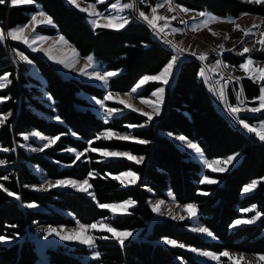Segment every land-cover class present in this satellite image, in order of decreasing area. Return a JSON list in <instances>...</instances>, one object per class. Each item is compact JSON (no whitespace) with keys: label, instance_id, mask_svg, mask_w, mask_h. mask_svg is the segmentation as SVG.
<instances>
[{"label":"trees","instance_id":"1","mask_svg":"<svg viewBox=\"0 0 264 264\" xmlns=\"http://www.w3.org/2000/svg\"><path fill=\"white\" fill-rule=\"evenodd\" d=\"M96 4L97 0H81ZM155 0H152L154 4ZM193 12H205L218 18H237L254 14L264 18V5H255L241 0H174ZM40 10L50 16L54 27H38L36 31L45 36L61 35L81 57L92 56L104 71H122L109 81V90L128 93L145 75H156L171 59L173 53L166 50L151 35L148 28L131 21L117 30L96 29L86 22L85 15L64 0H34L32 5L10 7L0 5V27L15 28L28 23L30 16ZM109 4H99L104 10ZM38 72L44 78V91L51 97L52 109H45L32 99L30 89L34 80L14 81V69L0 46V76L9 74L10 89L1 95H10L5 105L12 112L11 119L0 127V143L11 147V142H19V136L36 130L47 137L60 136L43 157H26L20 150L18 156L41 168L46 179L88 178L89 171L96 175L89 178L96 200L66 191L52 190L44 195L33 194L28 187L39 183L24 162L15 168L0 169V179L5 188L20 195L21 200L9 198L0 191V236H19L9 246L0 243V264H41L34 252V246L26 239V232H33L36 225L41 227H72L76 221L90 225L110 217L109 212L98 207L99 203L113 204L126 200L134 201V207L127 215L109 218V223L119 231L140 230L137 240L129 241L121 247L114 240L98 242L100 258L82 260L83 249L63 247L45 248L42 264H203L194 259L188 251L168 248L160 244L164 238L174 239L189 247L219 254L223 251L243 253L246 257L264 255V143L243 132L233 129L215 109L202 77L197 73L201 65L195 60L183 61L171 85L165 89L160 115L155 122L139 114L126 111L119 117L105 123L90 109L80 93L101 99L104 90L73 78H62L55 68L42 58L31 56ZM264 61V54L257 55ZM223 61L237 68L245 56L224 54ZM243 94L250 106H257L260 84L248 78L240 80ZM158 84L148 83L140 96L147 97ZM237 87V85H236ZM34 88V87H30ZM234 104L233 95L229 92ZM19 98V106L15 101ZM30 105L49 114L54 122L36 115ZM264 118V113L261 115ZM136 128L132 136L137 140H147V144L136 142H104L97 140L100 132L111 130L127 132V125L145 124ZM184 136L197 142L207 159L226 158L241 152L242 159L225 174H208L221 181L220 185L200 184L202 167L180 151L172 140L163 134ZM92 142L91 145L89 142ZM117 150L143 157L142 164L125 160L99 161V157L83 155V162L74 155L62 153L68 148L84 152L86 148ZM13 162V156L10 155ZM87 159V160H86ZM75 160V163L73 161ZM70 166L60 168L57 164ZM125 171L138 176L134 186L124 188L112 179ZM107 174V175H106ZM259 181L254 193L242 195V190L252 181ZM27 186V187H26ZM207 192L208 195H200ZM171 193L181 205L195 203L197 219L213 232V241L201 238L182 229L181 225L169 221H155L149 206L151 199H166ZM34 203L42 210H29L23 214L21 204ZM255 206L262 213L257 224L230 230V225L240 218L242 210ZM231 264V263H225Z\"/></svg>","mask_w":264,"mask_h":264},{"label":"rangeland","instance_id":"2","mask_svg":"<svg viewBox=\"0 0 264 264\" xmlns=\"http://www.w3.org/2000/svg\"><path fill=\"white\" fill-rule=\"evenodd\" d=\"M241 1L246 2V0H241ZM65 2L68 4L67 1H65ZM114 2H116V0H105V2L102 3V4H109L110 5V4L114 3ZM125 3H131V4H134L135 6L133 8L123 9L122 11H113V10H111L109 8V5H108L104 10L100 11L97 8V5H99L101 3H96V4H92V5H95V10L96 11L103 12V13H105V15L111 13L112 15H117V16H121V17H127V18H129V21L131 22V21H136L137 17H139V16H137V14H139L138 11H144L146 13H150V9H151L152 6H155L157 3H162V4H164V7L160 8L158 10L157 14L158 15H163V16H166V17L169 18V20H170V28L174 27V28L179 29V31H177L175 33H172L170 31V29H166L165 32L167 33V36H168L169 39H171L174 43L180 44L181 47L185 48L186 51H185V54L183 56L184 60L185 59L194 58V57L189 56L187 54L188 51H193L194 50L197 53H199L201 51H204V52L208 53V60L204 62V64L206 66H208V67H211L212 65H214L215 61L217 59H220L222 64H226L223 61V59H222V56L224 54H232L233 56L239 57L240 55H237V52L238 51H242L243 47H248V48L252 49V51L250 53H247V54L244 55L245 59H247L250 56L251 59L254 62L253 65H252L253 67L264 68V61H260V60H257L255 58L257 55L264 54V51H259L258 50V49L261 48V45L256 42V41H258L260 39V35L259 34L261 32H264V23H261V21L264 20L263 17H260L258 15H254V14H247V15L244 14V15H241V16H239L237 18H232L233 20H235V25L232 24V23L215 22V23H210L207 28H203V29L198 30V31H192L190 29L189 25H191L194 22L193 21V17H195V22L196 23H199L200 20H202V19H208V17L207 16L203 17V18L197 17L196 16V12H192V11H190L186 15L179 12L181 14V17H180L174 11L171 12V13L167 11L168 5L165 3V0H155L154 4H152V0H120V4L121 5H123ZM251 4H254V3H251ZM255 5H257V4H255ZM259 5H264V4H259ZM79 6L85 8V9H87L89 7V5L83 4V3H80V2H79ZM38 10H40V8ZM78 11H80L79 8H78ZM81 13H83L85 15L86 22L92 27V25L90 24L89 20L94 18V17L90 18L87 15V12H81ZM173 15L177 16L176 20H171V17ZM221 19H227V18H221ZM181 20H184L187 23H181ZM159 23L161 25H163V21H160ZM253 24H258L260 26L256 27V28H253L252 27ZM236 25H239V28H236V30H233L236 27ZM20 26H22V25H20ZM38 27H54V24L53 25L38 24L37 28ZM243 29H251V34L249 36L245 37L243 35ZM0 30H3L5 32V34H6L7 30H10V29H8L7 27L4 26V27H0ZM110 30H113V29H110ZM212 33H217L218 35L214 36ZM29 35H30V39L34 38L36 36H43V37L47 38L46 41H44L43 43L37 41V43L33 44V47H43L45 49L52 48L54 56H56L58 58L67 59V60H72L73 59L72 51H71V49H73V47L69 43H68V45H61L60 42H59V39H58L61 35L57 34V35H54V36H45V35H42V34L38 33L37 31H35L33 33H30ZM225 35L228 36V39H225ZM0 44H1V47L3 48V50H4V53L6 54V57L8 58V60L10 61L11 65H12V67L14 69V81H15V83L18 86L17 90L19 89L20 79H23V80H27L28 78L33 79L35 82H34V84H32V86H30L29 84H25L24 87H25V89H28V90L30 89V91L32 89H34L31 92L32 93L31 94L32 99H34L38 103H40V105H42L45 109H52L53 104H52L51 99H49V96L46 94V92L43 89V86L45 84V80L40 75V73L38 72L34 62L32 61L31 56L42 58L43 60H45L46 62L51 64L55 68L57 73L64 79L73 78V79H76V80H78L80 82H83V83H86V84H90V85H93L95 87L103 89L104 90V95H103V97L101 99L93 97V96H90V95H87V94H83V93L79 94V96L82 97L90 105L89 109L97 117L101 118L103 121H105V119H107L108 122H109V121L113 120L114 118L119 117L124 112L131 111L130 109L125 108L124 105L118 104L116 102V95L115 94H119V97L121 99H128V98L125 96L126 93H115V92H111L109 90V81H110L111 78L108 79L107 85L103 84L99 80H94V79H90L89 78V75L93 71H99L101 73L108 72V71H104L99 66V63L95 61L94 58H93V61H92V67H87L86 66L85 57H81L80 55H78V56L74 57L75 63L71 65V70H70L69 68H65L61 64H56L52 60H49L48 57L45 56L43 52H32L30 48H28L25 44L20 43L19 41H13L11 39H6L4 42H2ZM221 44L224 45L225 51H223L222 55L218 56L217 53L221 52V49L219 48V45H221ZM189 46H191V47H189ZM12 48L17 49V51H19V52L23 53L24 55H26L32 61V63L31 64H25V63L21 62L19 60V57L16 56V54L11 51ZM226 49H233V50L231 52H228V51H226ZM198 63L201 65L200 61H198ZM82 68L85 69V73H86L85 75H80V70ZM224 70L229 75H231L233 77V82H230L227 85V87H225V89H224V91H225V100H224V102H221V100L218 97H219L220 86L225 83V79H226V75L224 73ZM116 72H118V74L116 76H118V75H120L122 73V71H116ZM174 74H175V72H174ZM206 75L209 77L208 81L205 82L207 84V88L210 91V94H211L212 98L214 99V101L219 106H222L223 109H225V113H226L225 118L229 121V123H232V120H233L235 123H237L236 126H238L239 128H242L239 125V123L237 122V120H234L232 118V116L229 114V112L226 110L225 105L226 104L227 105H237L238 101H237V95L236 94L238 92H240V89H241L240 80L242 78H247L245 72L240 70L239 66L237 68L229 66L227 68L221 67V68L217 69L216 72H206ZM116 76H114V77H116ZM221 76H223L225 79H221ZM236 77L240 78L238 83L235 82V78ZM172 78H171V81H172ZM8 80L12 81L9 78V76H8ZM218 80L220 81L219 84L216 83V81H218ZM148 83L158 84L159 87H164L165 89L167 87H169V85H170V84L169 85H161L159 82H148ZM256 83H258L260 85H264V81H259V82H256ZM10 85H11V83H9L6 87L0 89V98L8 97V99L3 100V102L0 103V115H5V114H8V113H11V115L8 116L7 120L11 119V117H12V112L11 111H7V109L5 108V105L8 104L9 101H10V95H1V93H5L8 89H10ZM236 85H237V87H236ZM30 87H34V88H30ZM144 87H145V85L141 89H139L137 91V93H132V96L129 99V102L135 108L139 109V111L134 112V113L139 114V115H140V112H151V108H149L147 105L142 104L140 102V100L142 98L143 99H150L153 102L156 99L155 97L151 96V93L147 97H141L139 94H140L141 90ZM210 89H214V91H212ZM18 92H19V90H18ZM109 92L113 93V98L105 101L104 97ZM130 92H131V90L128 93H130ZM229 92H231L232 95H233L234 104H232V102L230 101ZM97 100L104 101L105 107L117 108V109H120V111L118 113L113 114V116L109 117L104 112V110L100 107V105L96 103ZM163 100H164V98H163ZM19 101H20L19 98H17L16 101H15V108H17L19 106ZM240 101L242 102L239 105L241 108H251V107H257L259 105V101L255 100L257 102V106H250V104H248L246 99L244 98L243 94L240 96ZM160 108H161V106H160ZM30 109L38 116H41L43 118H46V119L54 121V122L58 121L56 118L50 117L49 114H47L44 111L36 108L33 105H30ZM263 113L264 112L253 114V113H249L247 111H241L238 115H239L240 118H243L250 125H259L262 122H264V118L261 117V115ZM144 117L147 119L146 116H144ZM158 117L159 116H154L153 120L151 122H155L158 119ZM6 122L3 125H5ZM3 125H0V127L3 126ZM136 128H140V127H136ZM136 128H131V129L128 128L127 132L120 133L122 135H129L130 138L127 139V140H120V139H115V138L108 139V140H105V139L101 138L99 140L104 141V142H113V141L135 142L136 139H132V137H133L132 136V132ZM33 131H36V130H33ZM33 131L27 132L25 134H30ZM105 131H107V130H105ZM105 131H103V132H105ZM36 132H38V131H36ZM111 132L119 133V132H115V131H111ZM40 134L43 135L42 133H40ZM163 135L165 137L169 138V139H172V141L174 142V144L177 146V148L180 151L186 153L189 156L190 160L198 163L202 167L203 176L204 175L208 176V174H206V172H208L210 174H214V175L225 174V173L229 172L234 166L239 164V162L242 159L241 152H237V153H240V156L235 161H233L232 164L227 165L228 171H225V172H219V171L213 172L211 167H205V165L203 163V160L206 159L208 161H213V160L223 161L227 157L226 158H217V159H207L205 157L201 147L199 146V144L197 142H192V141L186 139V141L195 143L201 149L202 157L198 156L191 149H189L186 146L185 143H181L180 141L175 139V137H177V136L169 135V134H165V133ZM253 135H254L255 139L260 141L255 136V134H253ZM43 136H45V135H43ZM45 137H47V136H45ZM48 138H53V137H48ZM19 139H20L19 142L12 141L11 142V147H5V146H3V144L0 143V148H8V149H13L14 148L15 149V151L0 152V160H4L5 161L4 165H0V169L5 170V169H9V168H15L22 161V162H24L26 164L27 167L30 168L32 173H34L39 179V183L37 185H32V186L39 187L41 184L44 183L45 180H50V179H46L44 177L41 168H39L38 166L33 165L32 163H30L28 161H25L24 159L21 160L19 158V156H18V151L20 150L26 157H43L44 154H45V151L49 150L54 145H52L49 148H45L43 152L32 151L31 149H33V148H37L38 149V148L42 147L43 144L47 143V141L46 140H40L37 137H32V136H29V139L27 141H25L22 138V135L19 136ZM21 144L25 145V147H20ZM101 150L117 151V150H109V149H101ZM119 152H121V151H119ZM62 153H67L69 155H74L75 156L74 152L63 151ZM89 154L99 157V159H100L99 161H108V160H111V159L112 160L115 159V160H125V161H128V162H132L134 164H142L143 163V161L141 163H136L134 161L128 160V159L123 158V157H109V158H105V157L101 156L99 152H91V151L85 152L84 151V155H86V157H88L87 159H89V156H90ZM10 155L13 156V162L10 161V157H9ZM80 161L81 162L84 161L82 156L80 158ZM56 165H58L60 168L70 167V166H65L63 164H59V163H57ZM213 167H215V166H213ZM115 176H117V175H115ZM203 176H202V178H203ZM208 177L210 179H215V178H212L210 176H208ZM89 178L90 177H88V179ZM67 179H69V178H67ZM125 179L126 180H130V177L129 178H125ZM215 180H217V179H215ZM2 181H8V179L7 180L0 179V184H2ZM52 181H55V180H52ZM78 181H82V180H78ZM217 181H218V183H216V184H208V185H220L221 181H219V180H217ZM117 182L120 183L119 181H117ZM137 182H138V178H137V181H136L135 184H137ZM135 184H128V186H126L124 188L134 186ZM32 186L28 187V191L33 193V194H37V195H44V194H46V193H48V192H50L52 190H56V191H66V192L73 193V194H79V195H82V196H84L85 198H87V199H89L91 201L93 200L92 196L90 195V194H93L92 189H89V193L90 194L77 193V192H75L72 189H57V188L49 189L47 192H41V191L33 190ZM256 188H257V185L249 193H243V191H242V195L244 196V195L252 194V193H254ZM9 198L14 199L12 197H9ZM160 200L164 201V204L161 205V208H160V212L162 213V215L158 214V213H154L152 211L153 219L155 221H169L172 224L181 225L183 230L188 231L189 233L201 238L204 241L210 242V241L214 240L213 238L206 237V236H204L202 234L193 233V232L189 231L190 227L201 225L199 223L197 217L194 218V221L172 220V219H170L168 217V211H169L170 208H171L173 214H175V215H186L185 213L181 212V210H180L179 206H182V205L179 204L178 202H176L174 200L173 196L172 195L170 196L169 193L166 195V199H151L149 201V206H150L151 210H152V206L157 201H160ZM120 203H122V202H120ZM133 207H134V205L129 207L127 213H119L118 212L115 216H113V214L111 212H109L107 209H105V210H107L109 212V215H110L109 218H111V217L113 218V217H116V216L127 215L129 213L130 209L133 208ZM251 207L252 206H250L248 208H251ZM248 208H246V209H248ZM21 209H22V211H26L27 209H29V210H42V208L38 207L37 205H36L35 208H26L22 204H21ZM240 213L242 214V216L240 218H238V219H242V220L250 219L253 215H255V212H244L243 210ZM98 221H100V220H98ZM258 221L255 224H257ZM105 222L109 223V220H106ZM249 225H254V224H249ZM243 226H247V225H242L240 227H243ZM61 227H53V228L59 229ZM75 227H76V224H74L72 227H68V228L63 227V228L72 229V228H75ZM240 227H237V228H240ZM48 228L49 227H41L39 225H36L35 230L33 232H30V231L26 232V239L33 244L34 249H35L36 252L43 253V250L45 248H57V247H63V248H66V249L79 248V249H83L85 251V253H86V254H84L82 256V260H84V261L85 260H94L92 258V256H93L94 252H98V242L99 241H105V240H97L95 242V248H89V247H87L85 245L79 244L75 240H63L62 241V240L59 239V237H57L55 235L47 236V238H46V230ZM230 230H234V229L230 228ZM130 232L132 233V235L130 237H128V239L125 241V243L129 242V241L137 240L138 235L140 233V230H135V231H130ZM65 234H67V233H65ZM91 234L93 236H96V237L101 236V235H106V236H109L108 240H114V239L111 238L112 237L111 233L97 232L96 230H92ZM5 238H6L7 242H0L4 246H9V245H11V244H13V243H15L17 241H21L22 240V238L19 237V236H14L13 238L12 237H10V238L9 237H5ZM160 244L165 246V247L170 248L168 245L163 243V240L160 241ZM175 249L188 251L187 248H183V249L175 248ZM200 251H202V250H200ZM188 252L191 254V256L194 259H196L197 261H199V262H201L203 264H225V263L245 264V261H239L238 259L237 260H229L228 257H221L220 261H213V260L207 259L206 257H200L196 253H193V252H190V251H188ZM258 256H260V255H256L254 257H246L245 256V260L247 261V264H264V261H257L255 259ZM99 258H100V256H99ZM99 258H97V259H99Z\"/></svg>","mask_w":264,"mask_h":264},{"label":"snow or ice","instance_id":"3","mask_svg":"<svg viewBox=\"0 0 264 264\" xmlns=\"http://www.w3.org/2000/svg\"><path fill=\"white\" fill-rule=\"evenodd\" d=\"M67 2L72 5L73 7H78L81 12H87V15L92 19L89 20L90 24L93 27V30L95 31L96 29H113L119 31L120 29L124 28L125 25H127L130 21L129 18L127 17H121L117 15H112L111 13L105 15L103 12H99L95 10V5L90 4L87 9L80 7L77 0H67ZM105 0H97V3H104ZM248 3H254V4H264V0H246ZM34 3V0H0V5L8 4L11 7H17V6H23V5H32ZM165 3L168 5L167 11L168 12H173L176 9L179 10L180 13L183 14H188L191 10L182 6V5H174L173 0H165ZM135 5L131 3H125L123 5L120 4V0H116V2L112 3L109 5V8L113 11H122L123 9L127 8H133ZM39 5H37V8L39 9ZM164 7V4L162 3H157L155 6H152L150 9V13H146L144 11H139V18L143 20L147 27L152 31L153 35L157 38L163 37V42L168 45L172 51L175 53L172 55L171 59L164 65V67L160 70L159 73L156 75H145L143 76L138 83L131 89L130 93H126L125 96L128 99H121L119 97V94L116 95V102L118 104L124 105L125 108L130 109L132 112H137L139 109L135 108L130 102L129 99L132 96V93H137L139 89H141L144 85H146L148 82H159L161 85H169L171 82V78L174 77V70L177 67V62L181 61V57L184 56L185 54V48L181 47L180 44L174 43L172 40H169L166 38L167 33L165 32L166 29H170L172 33H175L179 31L177 28H170V20L168 17L163 16V15H158V10L160 8ZM247 15V13H245ZM197 17H208V19H202L200 20L199 23L195 22V17H193V23L189 25L190 29L192 31H198L203 28H207L210 23H215V22H221V23H232L235 25V20L232 18H227V19H221L218 17H215L211 14L205 13V12H198L196 13ZM39 18V19H38ZM177 16L173 15L171 17V20H176ZM163 21V25H161L159 22ZM181 23H187L184 20H181ZM261 23H264V20L261 21ZM38 24H45V25H53L54 22L50 16H48L44 11L38 10L37 13L32 14L30 17V20L28 23L22 25V26H17L15 28H12L10 30H7L6 34L3 30H0V43L4 42L6 39H11L13 41H19L20 43L25 44L28 48L31 49L32 52H43L45 56L48 57L49 60H52L56 64H61L65 68H69L71 70V65L75 63L74 57L78 56L79 54L76 52V50L73 48L71 49L72 51V60H67L63 58H58L53 55V49L52 48H43V47H33V44L37 43V41L43 43L46 41V37L43 36H36L34 38L30 39V33H33L36 31L37 25ZM260 25L258 24H253L252 27L256 28L259 27ZM236 28H239V25H236V27L233 30H236ZM214 36L218 35L217 33H212ZM251 34V29H243V35L245 37L249 36ZM260 39L256 41L261 45V48L258 49L259 51H264V32H261L260 34ZM59 42L61 45H68L67 40L63 37L60 36ZM225 39H228V36L225 35ZM182 43V42H181ZM191 47V46H189ZM219 48L221 49V52L217 53V55H222L224 49V45L221 44L219 45ZM233 49H226V51L231 52ZM11 51L16 54V56L19 57V60L25 64H31L32 61L23 53L17 51V49L12 48ZM252 49L248 47H243L242 51H238L237 55L244 56L247 53H250ZM187 54L189 56L194 57L196 60L200 61L201 67L197 73L198 77H202L205 82L208 81L209 77L206 75V72H216L217 69L223 67L227 68L229 65L227 64H222L220 59H217L215 61V64L212 65L211 67H208L204 64L205 61L208 60V53L201 51L197 53L196 51H188ZM86 61V66L87 67H92V61L93 57L88 56L85 57ZM253 60L249 56L247 59L244 60L243 63L239 65L240 70L244 71L246 74V77L249 80H252L254 83L259 82V81H264V68H256L253 67ZM85 69L80 70V75H85ZM118 74L116 71H108L101 73L99 71H93L90 75V79L94 80H99L103 84L107 85L108 79L111 77H114ZM8 75L5 74L4 76H0V89L6 87L11 81L8 80ZM221 79H225L223 76H221ZM240 78L236 77L235 82H239ZM233 82V77L229 75L225 79V83L220 86L219 89V99L221 102H224L225 100V87L227 85ZM217 84L220 83V81H216ZM214 91V89H210ZM164 92L165 88L164 87H157L152 93L151 96L155 97V101L153 102L150 99H141L140 102L142 104L147 105L149 108H151V112H140V115L146 116L147 117V122H151L153 120L154 116H159L160 115V106L163 103V98H164ZM243 94V88L241 87L240 92H238L237 95V105H225L226 110L229 112V114L232 116L234 120H237L239 125L247 130L248 133L250 134H255V136L261 141L264 142V122H262L259 125H250L248 122H246L243 118L239 117V113L241 111H247L249 113H262L264 112V85H261L259 88V96L255 97V100L259 101V105L257 107H251V108H241L239 105L242 103L240 101V96ZM113 98V93L109 92L107 95H105L104 100H109ZM8 99V97H2L0 98V103L3 102V100ZM49 99L51 97L49 96ZM97 104L100 105V107L104 110V112L109 116H113V114L118 113L120 109L117 108H111V107H105L104 101L97 100ZM11 115V113L5 114V115H0V125H3L7 119L8 116ZM59 119V117H57ZM105 123H108V120L105 119ZM145 124H140V125H127L126 127L128 128H136V127H145ZM171 135V133L169 134ZM29 136L32 137H37L40 140H46L47 143L43 144L42 147L40 148H33L31 149L32 151H40L43 152L45 148H49L52 145H54L59 139L60 136H56L53 138H48L43 135H41L39 132L33 131L30 134H22V138L27 141L29 139ZM120 139V140H127L129 139V135H122L120 133H114L111 132L110 130H107L105 132H101L97 135L96 139ZM132 139H135L132 137ZM178 141L181 143H185L186 146L191 149L194 153H196L198 156L202 157V152L201 149L192 142L186 141V138L184 136H177L175 137ZM136 143L140 144H147V140H139L137 139L135 141ZM91 141L89 144L91 145ZM20 147H25V145L21 144ZM9 151H15V149H8V148H0V152H9ZM65 151L67 152H74L75 153V160H80L81 156L84 155V152H76L75 149L68 148ZM85 152L91 151V152H99L101 156L105 158L109 157H123L128 160L134 161L136 163H141L143 161V157H136L129 152H119V151H105L101 149H97L95 147H89L84 150ZM240 156V153H236L234 155L228 156L225 160L220 161V160H213V161H208V160H203V163L205 167H211L213 172H225L228 171L227 165L232 164L233 161H235L238 157ZM75 160L73 163H75ZM59 163V162H57ZM5 161L0 160V165H4ZM215 166V167H213ZM95 173L93 171H89L88 177L94 178ZM107 175V174H106ZM130 180H126L125 178H129ZM137 175L136 173L132 171H126L123 173H120L117 176H113L112 179L117 180L120 182L122 187L128 186V184H135L137 181ZM2 179L7 180L8 177L5 176ZM264 179V178H262ZM200 184H216L218 183L217 180L215 179H210L207 175H204L203 178L199 181ZM259 183V181H252L250 184L244 187L242 190L243 193H249L251 192L256 185ZM27 187V186H26ZM33 190L35 191H41V192H47L49 189L52 188H57V189H72L77 193H85V194H90L89 189L92 188V185L89 183V179L85 178L82 181H78L75 179H57L55 181L52 180H45L43 184H41L39 187L32 186ZM0 191H3L6 193L7 196L14 198L15 200L19 201L21 200L20 195L13 193L12 191L8 190L5 188L2 184H0ZM92 196L93 200H96V197L94 194H90ZM171 196L172 194L169 193ZM200 195H208L207 192H201ZM134 201L132 200H126L122 203H113V204H103L99 203L98 207L101 209H107L109 212L115 216L118 212L119 213H127L128 208L134 205ZM164 204L163 200L157 201L153 206H152V211L154 213L161 214L160 208L161 205ZM24 207L26 208H35L36 205L34 203H28L25 204ZM181 212L185 213L186 215H175L173 214L171 208L168 211V217L172 220H188V221H194V218L197 217V205L195 203H188L182 206H179ZM244 212H255V215H253L250 219L247 220H242V219H237L235 220L231 225V229H235L237 227H240L242 225H249V224H255L262 216V213L260 211L256 210L255 206H252L251 208L244 209ZM108 217H105L104 219L97 221L96 223L90 224V225H85L81 223L80 221H76V227L72 229H65L63 227L57 229L53 227H49L46 230V238L47 236H52L55 235L59 237L60 240H75L81 245H85L89 248H95V242L97 240H108L109 236L106 235H101V236H93L91 234L92 230H96L97 232H107L112 234V239H114L121 247L124 246L125 241L132 235L130 231H119L116 228H114L110 223L105 222L108 220ZM189 231L193 233H199L202 234L206 237H210L215 239V236L212 231L209 230L206 226L203 225H198V226H193L189 228ZM67 233V234H65ZM0 242H7L6 238L4 236H0ZM163 243L168 245L170 248H187L188 251L196 253L200 257H206L209 260L213 261H220L221 257H228L229 260H239V261H245V264H247V261L245 260V256L243 253H229L228 251H223L220 252L219 254L210 252V251H200L195 248L189 247L183 243H180L174 239H168L164 238ZM100 253L99 252H94L92 258L95 260L99 258ZM257 261H264V255H260L255 258Z\"/></svg>","mask_w":264,"mask_h":264},{"label":"built area","instance_id":"4","mask_svg":"<svg viewBox=\"0 0 264 264\" xmlns=\"http://www.w3.org/2000/svg\"><path fill=\"white\" fill-rule=\"evenodd\" d=\"M138 13H139V11H138ZM137 16H139V14H137ZM136 21L142 23L144 26L147 27L146 23H145L143 20H141L139 17H137ZM147 28H148V27H147ZM148 29H149V28H148ZM149 30H150V29H149ZM150 33H151V35L156 39V41H158V42H159V43H160L165 49H167V50L173 52L172 49H171L168 45H166V44L163 42V37H161V38H157V37H155V36L153 35V33H152L151 30H150ZM166 38L169 39L168 36H166ZM169 40H171V39H169ZM173 53H174V52H173ZM174 54H175V53H174ZM183 60H184L183 57H181V61H178V62H177V67L175 68L174 72H177V71H178V69H179L181 63L183 62ZM206 86H207V84H206ZM209 93H210V91H209ZM213 103H214L216 109L218 110V112H219L221 115H223V116L225 117V116H226L225 109H223L222 106H219V105L214 101V99H213ZM224 108H225V107H224ZM228 122H229V121H228ZM229 124H230V126L233 127V128L241 129V130L244 131V129L239 128L238 126H236L237 123H235L233 120H232V123H229Z\"/></svg>","mask_w":264,"mask_h":264},{"label":"crops","instance_id":"5","mask_svg":"<svg viewBox=\"0 0 264 264\" xmlns=\"http://www.w3.org/2000/svg\"><path fill=\"white\" fill-rule=\"evenodd\" d=\"M64 1H67V0H64ZM77 2H78V4H79V2L80 3H83V4H87V5H90L89 3H84V2H82L81 0H77ZM69 4V3H68ZM70 5V4H69ZM70 6H72V5H70ZM73 7V6H72ZM75 9H77L78 10V7H74ZM193 12V11H192ZM197 13V12H196ZM111 78H113V77H111ZM172 81H173V78H172ZM172 81L170 82V84L172 83ZM168 88V87H167ZM170 140H172V139H170ZM264 143V142H263Z\"/></svg>","mask_w":264,"mask_h":264},{"label":"bare ground","instance_id":"6","mask_svg":"<svg viewBox=\"0 0 264 264\" xmlns=\"http://www.w3.org/2000/svg\"><path fill=\"white\" fill-rule=\"evenodd\" d=\"M174 12H176L177 15H179V11L176 9ZM180 17H181V14H180ZM224 73L226 75V78L229 76V74L224 70ZM39 253V252H38ZM39 255L42 257L43 255L41 253H39Z\"/></svg>","mask_w":264,"mask_h":264},{"label":"water","instance_id":"7","mask_svg":"<svg viewBox=\"0 0 264 264\" xmlns=\"http://www.w3.org/2000/svg\"><path fill=\"white\" fill-rule=\"evenodd\" d=\"M173 4L175 5L174 0H173ZM5 7H6L7 10L10 8V6H9L8 4H5ZM178 13H179V12H178ZM179 16H180V13H179ZM5 27H6V26H5ZM191 59L197 61V60L194 59V58H191ZM197 62H198V61H197Z\"/></svg>","mask_w":264,"mask_h":264}]
</instances>
